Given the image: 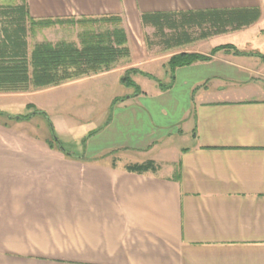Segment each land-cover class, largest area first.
Wrapping results in <instances>:
<instances>
[{"label":"crops","instance_id":"obj_1","mask_svg":"<svg viewBox=\"0 0 264 264\" xmlns=\"http://www.w3.org/2000/svg\"><path fill=\"white\" fill-rule=\"evenodd\" d=\"M28 5L35 20L120 17L131 57L128 66L59 86L2 93L0 108L12 110L0 116V264H264V0ZM253 9L260 16L251 25L215 34L205 21L191 42L171 49H154L149 37L157 29L143 22V15L182 22ZM67 26L40 33L55 36ZM226 35L240 51L248 41L259 44L245 55L221 51L209 62L177 68L174 79L167 64L178 53H158ZM45 40L69 41L38 43ZM213 46L180 53L208 55L223 45ZM143 67H161L171 89L157 85L134 98L106 99L107 113L89 111L82 119L85 161L68 159L61 136L74 131L69 108L77 106L76 94L103 100L105 85ZM181 139L186 145L176 143ZM147 161L155 170L134 169Z\"/></svg>","mask_w":264,"mask_h":264},{"label":"trees","instance_id":"obj_2","mask_svg":"<svg viewBox=\"0 0 264 264\" xmlns=\"http://www.w3.org/2000/svg\"><path fill=\"white\" fill-rule=\"evenodd\" d=\"M209 16L210 18L207 19L200 17L177 22L176 19L166 15H143V22L145 24L153 23L157 29L156 37L160 44L164 45L166 49H171L191 42L194 28L199 25V29H204L202 23L205 21L210 23L215 34L225 33L229 27L233 30H239L251 25L258 20L260 11L253 9L230 13H213ZM100 21L113 23L117 27L99 32L93 26ZM121 22L120 17L83 18L78 21L35 20L29 14L28 0L5 1L0 5V93L26 92L33 89L59 86L75 79L108 71L120 60H128L131 57V50L128 46L125 30L118 27ZM65 23L72 26L77 25L80 28L78 43L69 41L52 43L45 40L30 46V36L45 28ZM165 29L170 30V34L166 33ZM221 51L228 54L245 55L235 46L228 44L214 48L208 55L175 54L167 66L170 68L174 79L177 68L198 62H209ZM253 55L262 57L260 54ZM135 71L132 70V72ZM122 81L127 87L132 84L128 75L124 76ZM159 86L165 91L171 89L172 83L168 85L160 83ZM27 109L32 110L33 107L28 105ZM0 116H5L4 112L0 111ZM22 117L20 119H23ZM8 118L11 119L10 116ZM52 136H55L54 130ZM64 154L67 158L79 161L83 159L67 153ZM134 169L140 172L155 170V162L147 161L134 166Z\"/></svg>","mask_w":264,"mask_h":264},{"label":"rangeland","instance_id":"obj_3","mask_svg":"<svg viewBox=\"0 0 264 264\" xmlns=\"http://www.w3.org/2000/svg\"><path fill=\"white\" fill-rule=\"evenodd\" d=\"M5 1H9V0H0V5H2V3H4ZM97 31L101 32L104 31L106 29H114L115 27H117V25L113 24V23H108V22H104V21H100L94 24L93 26ZM118 27H120V25L118 24ZM80 28L79 27H68L67 26V31L61 32L56 34L55 36H50L49 34L46 35H41L40 31L38 33H36L33 36L29 37V42H30V46H33V44L38 43L39 40L41 39H46V38H51V39H68L69 41H76L77 43L79 42V33H80ZM196 34V35H195ZM199 36V32L195 31L194 33V37L198 38ZM151 41L153 42L152 44H154V49H156L157 47L159 48H163L164 45H161L159 40L155 37V35H152L151 37ZM148 38V39H149ZM230 36L226 35V36H222L220 38L215 39V42H210L209 45H202L199 47V45H201L200 43H196V44H192L190 46H186L184 48H177L174 49L172 51H170L169 53H165L163 51H158V53H161L163 55H169V54H174V53H180L186 50H195L196 52H204L209 50L210 48L214 47L213 45H224V44H229L231 43L230 41ZM259 43L257 41H248L247 43L243 44L241 46V52H247L249 50H253L254 46H257ZM238 49V48H237ZM159 50V49H158ZM195 52V53H196ZM187 53V52H186ZM256 53V52H253ZM199 54V53H197ZM127 60V59H126ZM129 61H125V59L120 60L116 65H114L110 70H113L115 67L119 66V65H125L128 66ZM108 70V71H110ZM132 70L134 69H128L127 71H125V73L123 74V77L128 75L132 81L131 84V89L128 90L127 87H125L123 84V81L121 82H117L111 85H105L103 88L105 90L104 92V99H100L99 97H95V96H84L83 94H76L74 100L77 103V106L74 107H70L69 111L74 113L76 115V119L75 121V126H74V131L72 133V136H66L65 134L61 136V147H62V151L63 153H67L73 157L76 158H80L81 156H83L84 154V136H86L88 134V126L87 123L83 122L82 119H85L86 116L88 115L89 111H93V112H99L101 113V111L104 109V111H106L105 113H107L108 110V104L106 101V99H114V97H119L121 100H126L128 98H134L137 93L139 91L141 92H147L149 93L151 90H153L154 88H156L157 85H159L160 83L163 85H168L170 82V76H167L166 73L162 70L161 67H156L155 69L149 68V67H143L141 69V71L139 72H132ZM107 72V71H104ZM130 72V73H129ZM103 73V72H100ZM98 73V74H100ZM264 72L261 73V75L264 77ZM92 76V75H91ZM260 84V83H258ZM101 88V87H99ZM2 95V93H0V98ZM1 105V104H0ZM111 105V104H110ZM78 107V108H77ZM12 109L11 108H7L5 106H2V108H0V111L4 112L5 116L10 113ZM5 118V117H4ZM55 132V136L54 139L58 141L59 136L57 134L56 131ZM60 140V139H59ZM179 145H186L185 142H183V139L178 140L176 142ZM70 160H73L72 158H68ZM78 161V160H77ZM82 161H85V159L83 158ZM79 162V161H78ZM84 163V162H83ZM67 192L68 190L65 189L64 185H63V200H66L67 197Z\"/></svg>","mask_w":264,"mask_h":264},{"label":"water","instance_id":"obj_4","mask_svg":"<svg viewBox=\"0 0 264 264\" xmlns=\"http://www.w3.org/2000/svg\"><path fill=\"white\" fill-rule=\"evenodd\" d=\"M61 149H62V147H61Z\"/></svg>","mask_w":264,"mask_h":264}]
</instances>
